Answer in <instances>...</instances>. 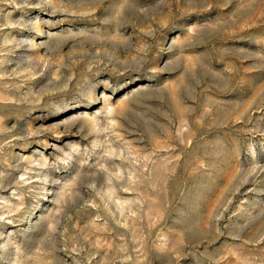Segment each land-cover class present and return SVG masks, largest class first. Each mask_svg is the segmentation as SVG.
I'll return each mask as SVG.
<instances>
[{
	"label": "rangeland",
	"instance_id": "obj_1",
	"mask_svg": "<svg viewBox=\"0 0 264 264\" xmlns=\"http://www.w3.org/2000/svg\"><path fill=\"white\" fill-rule=\"evenodd\" d=\"M0 264H264V0H0Z\"/></svg>",
	"mask_w": 264,
	"mask_h": 264
}]
</instances>
